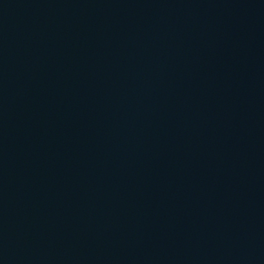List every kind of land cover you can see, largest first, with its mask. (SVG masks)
<instances>
[{
	"label": "water",
	"instance_id": "95a60500",
	"mask_svg": "<svg viewBox=\"0 0 264 264\" xmlns=\"http://www.w3.org/2000/svg\"><path fill=\"white\" fill-rule=\"evenodd\" d=\"M0 264H264V0H0Z\"/></svg>",
	"mask_w": 264,
	"mask_h": 264
}]
</instances>
